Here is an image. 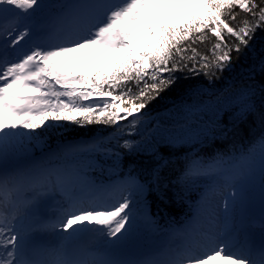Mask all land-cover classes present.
I'll list each match as a JSON object with an SVG mask.
<instances>
[{
	"label": "snow or ice",
	"instance_id": "snow-or-ice-1",
	"mask_svg": "<svg viewBox=\"0 0 264 264\" xmlns=\"http://www.w3.org/2000/svg\"><path fill=\"white\" fill-rule=\"evenodd\" d=\"M0 264H264V0H0Z\"/></svg>",
	"mask_w": 264,
	"mask_h": 264
},
{
	"label": "trees",
	"instance_id": "trees-1",
	"mask_svg": "<svg viewBox=\"0 0 264 264\" xmlns=\"http://www.w3.org/2000/svg\"><path fill=\"white\" fill-rule=\"evenodd\" d=\"M228 81L225 82V84H227ZM95 127V126H94ZM259 132V127L258 125H252L251 122L247 125L243 126L242 129V137H243V141H247L248 139H251L254 135L258 134ZM66 135L69 136V138H83V137H87L89 135L88 131L86 129H74V128H70L69 133H66ZM165 154H168V149H165ZM174 152V159L175 156H177V154H180L182 152V149H175L172 150ZM180 209V206L178 205H173V206H169L166 211L172 213V214H177V210ZM153 210L155 211V207H153Z\"/></svg>",
	"mask_w": 264,
	"mask_h": 264
}]
</instances>
